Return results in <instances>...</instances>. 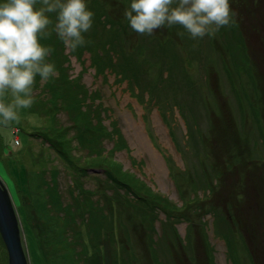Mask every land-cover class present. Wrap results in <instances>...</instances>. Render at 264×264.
I'll return each instance as SVG.
<instances>
[{
    "label": "rangeland",
    "instance_id": "rangeland-1",
    "mask_svg": "<svg viewBox=\"0 0 264 264\" xmlns=\"http://www.w3.org/2000/svg\"><path fill=\"white\" fill-rule=\"evenodd\" d=\"M102 3L104 11L94 13L108 28L97 25V34L124 24L119 47L111 42L105 57L100 44L82 57L61 40L53 49L55 58L67 64V75H78L96 90L94 113L103 115L108 130L114 131L115 124L122 134L124 144L114 141L117 132L107 134L103 150L120 165L115 173L124 183L107 181L98 164L80 171L97 148L88 143L91 136L85 143L78 139L80 123L71 125L62 107L55 119L31 107L19 110V122L0 123V178L19 211L28 264H101L110 257L120 264L121 257L147 262L149 256L151 264H264V0H230L237 13L233 25L197 40L178 25L138 35L123 17L130 0ZM40 89H33L35 103ZM3 99L11 102V95ZM60 99L68 101L65 94ZM131 176L130 190L125 180ZM159 191L165 195L163 207L148 209L143 220L130 211L133 194L149 201ZM23 199L33 209L28 219ZM91 215L88 234L95 236L88 251L86 241L66 234L78 218ZM126 216L135 222L130 227ZM98 218L109 220L102 224L112 239L108 246L97 234ZM125 220L121 233L127 240L121 241L114 229L125 226ZM174 226L180 236L187 230L184 239ZM146 233L153 238L149 247L143 242ZM100 246L110 253L97 255ZM59 255L67 262L75 259L62 263ZM0 264H8L1 238Z\"/></svg>",
    "mask_w": 264,
    "mask_h": 264
},
{
    "label": "clouds",
    "instance_id": "clouds-1",
    "mask_svg": "<svg viewBox=\"0 0 264 264\" xmlns=\"http://www.w3.org/2000/svg\"><path fill=\"white\" fill-rule=\"evenodd\" d=\"M0 0V123L19 122L20 109L34 103L37 75L44 82L57 76L48 57L54 51L40 43L54 31L66 48L75 51L91 41L85 39L94 13L86 0ZM237 13L230 0H130L123 17L138 35H153L162 28L182 27L197 40L214 37L221 28L231 27ZM10 94L11 102L4 97Z\"/></svg>",
    "mask_w": 264,
    "mask_h": 264
},
{
    "label": "trees",
    "instance_id": "trees-1",
    "mask_svg": "<svg viewBox=\"0 0 264 264\" xmlns=\"http://www.w3.org/2000/svg\"><path fill=\"white\" fill-rule=\"evenodd\" d=\"M88 8L94 13L95 11H104L105 4L102 3V0H86ZM39 2L37 3L36 7L39 6ZM50 19H52L53 24L49 26V31L51 35L48 38H40V43L45 46L54 47L56 41H60V39L57 37L54 29L55 25V13H48L47 14ZM106 20L100 19L97 17V14L94 13L93 16V30L90 31L89 34L85 36V39L87 41H91L90 43H87V45L83 47L77 48L75 51L70 50V52L74 53L75 57L81 56L82 52L87 51V49H91L92 51L98 46V44L102 45L106 51L104 54L105 56H108L111 52L110 49H112L113 46H111V42H115L112 45H119V35H123V33L126 32L125 25L122 23H116L117 27L110 29L109 33L106 35L97 34V25L104 26L106 28ZM102 24V25H101ZM102 26V27H103ZM110 27V26H109ZM102 38L101 41H98L96 37ZM65 47V45L63 46ZM119 47V46H118ZM66 48V47H65ZM66 52V51H65ZM68 53V52H66ZM56 51H54L50 54L48 57L49 62H52L55 64L57 76H54L50 78L47 82H42L40 77L37 75L36 82L33 86V89H36L41 85L40 91L37 93L38 96L41 98L37 103H33L32 108L38 109L40 114L43 115V117H49L50 119H55V113L58 111L59 107L64 108L69 112V119L71 121V125L80 123L77 126V137L78 139L85 143V137L91 136L92 138L89 139L88 142L91 146L97 148L95 149L93 154H88L87 157H91L90 159H84L82 161L83 168L80 171H84V167L92 166V165H101L103 167V171L105 174V178H107V181H114L117 184L118 183H124L121 178L123 175L116 174L115 171L119 170L121 171L120 165H118L116 162H114L113 159L110 160V156L108 153L103 150V138L107 134H113V132H117L118 137L113 138L116 142L119 140L121 143H125L124 138L118 128H116V125L114 124V131H110L107 129L106 125L104 124V118L103 115L101 116L100 112L94 113L93 106L95 105V99L91 98L93 96V93L96 91L90 90L87 88L86 85H84L82 82L79 81L78 75L70 76L69 74H66V71H64L67 67V64L64 65L60 59H56ZM61 63L63 65H61ZM227 65H225L226 67ZM58 68L61 69L58 71ZM229 79V75L227 76ZM76 80V81H75ZM42 91L46 92L48 94L47 99L42 97ZM65 94L68 98V101L64 103L60 98L61 95ZM48 108H52L53 112H49ZM56 123L55 121H53ZM62 126V125H61ZM38 128V126H37ZM34 130V129H33ZM33 132V131H32ZM31 132V133H32ZM42 137V134H41ZM49 138V137H46ZM72 161V159H75L74 157H69ZM82 176V175H81ZM134 176H131L129 179H126L125 182L130 183L129 189L131 190V179H133ZM4 182V181H3ZM5 183V182H4ZM80 185V184H79ZM84 191L86 189L82 188ZM134 192V191H133ZM24 202V199L22 200ZM16 206V205H15ZM24 210H29V212L32 213L31 208L28 206H23L21 204ZM17 210V206H16ZM19 212V211H17ZM25 218L28 219L29 216L25 213ZM1 238V237H0ZM2 240V239H1ZM3 242V240H2Z\"/></svg>",
    "mask_w": 264,
    "mask_h": 264
},
{
    "label": "bare ground",
    "instance_id": "bare-ground-1",
    "mask_svg": "<svg viewBox=\"0 0 264 264\" xmlns=\"http://www.w3.org/2000/svg\"><path fill=\"white\" fill-rule=\"evenodd\" d=\"M212 70H214V67L212 68V69H210V70H208L209 72H211ZM223 80H225V79H223ZM83 84H84V82H82ZM135 132H136V135L138 136V138L140 139V136H139V131H136L135 130ZM153 160H154V162H155V165H157V168L160 170L161 169V167H162V165H160V163H157V161H156V159L155 158H153ZM222 174H223V172H222ZM29 178H30V176H29ZM29 178H28V180H29ZM140 179V181H141V183H142V185H144L145 186V188H147L149 191H151L152 192V190H151V187L149 186V185H147L146 183H145V181H143L141 178H139ZM140 193H145L143 190L144 189H142V188H139V189H137ZM158 192V191H157ZM157 192H154V193H157ZM161 194H159V196L161 197H159L158 196V194H156V195H154L153 197H152V199H150L149 201L146 199V201H143L141 198H139L138 197V195H137V197L138 198H136V194L134 195H132V197L133 198H135L136 200H134V202L132 203V205H131V210L130 211H132L134 214H137V215H139V217H140V220H143V219H145L146 217H144V215H145V213L146 212H148L147 210L148 209H155V207H158V209L159 208H161V207H163L162 206V204H163V198L165 197V195H163L162 193H164V192H161V191H159ZM150 193V192H149ZM163 195V196H162ZM21 204H23V206H26L27 204L26 203H23V202H21ZM142 208V209H141ZM26 214H27V216H31L32 217V213L31 212H29V211H27V210H23ZM99 211H101V210H99ZM154 212H155V210H154ZM59 213H61V211H59V212H56V213H54V215H57V214H59ZM15 214H17V216L19 215L18 214V212H17V210H16V213ZM16 216V218H17V220H18V222H19V218ZM93 218H94V216L93 215H91V216H89V217H80V218H78V220L76 221V223L74 224V223H72V224H74V225H72L71 224V229H70V232H69V234H66V238H68V239H72V238H77V237H79V238H81L82 240H84V241H86V243H85V247L87 248L86 250H88V251H92L93 250V248H94V246H92L91 244H92V242H91V238L93 237V236H95V234L94 233H92V234H88L89 233V228H90V224L89 223H93ZM126 218H127V220H129L128 222H129V225H128V227H130L131 225H133L135 222H133L134 220H132V218L130 219V218H128L127 216H126ZM236 218V217H235ZM99 219V221H100V223H95V225H100L101 226V232H98L97 234H98V236H102L101 238H103L102 240H106V245L108 246L109 245V243H111V237L110 236H108V234H107V232H105V229L107 228V226L106 225H102V224H109L108 222H109V220H106V221H104L103 223H101V219L100 218H98ZM237 219V218H236ZM139 220V221H140ZM153 220H155L154 219V217L152 218V219H150V221H152V222H154V225H153V223L150 225L151 226V228L153 229V231L155 230L154 228H156V226H155V221H153ZM163 221V223H164V221L166 220L165 218L164 219H162ZM55 221H56V219H55ZM141 222V221H140ZM78 223H80V224H82V225H86L85 227H82V229H80V227H79V225H78ZM20 224V223H19ZM55 224H57V221H56V223ZM69 224L68 223H66L65 224V226H66V228L65 229H67V226H68ZM99 226V227H100ZM124 227H127V221L125 220V226H118V224H117V230L116 229H114L115 230V235H119V239H121V241L122 240H127V236H126V234L125 233H121V229L122 228H124ZM51 230H54V228H52ZM161 230V229H160ZM174 230H175V232H176V234H177V236L180 238V239H184V237H185V235L187 234V230L186 229H184L185 230V232H184V235H182V236H180L179 235V233H178V231H177V227H175L174 226ZM161 231H159V233H160ZM150 234L148 233H146V236H145V239H144V241L143 242H145L146 243V245L149 247V244L151 243V241L153 240V238H152V236H150ZM106 238V239H105ZM63 242V244H68L69 243V240H66V241H62ZM22 245H24V244H22ZM148 248L146 247V250H147ZM171 249V252L173 251V249L172 248H170ZM104 252H106V254H104L105 256H107L109 253H110V251L109 252H107L106 250H105V248H104V246H100L98 249H96V251H95V253L98 255V254H100V253H104ZM176 252V251H175ZM180 252V251H179ZM108 253V254H107ZM147 254L149 255V253L147 252ZM172 254V253H171ZM58 257V259H59V261L60 262H62V263H68V262H70V261H73L74 259H75V257H73L72 259H69L68 258V262L66 261V259H65V257H63V256H61V255H59V256H57ZM134 261H139L140 263L142 262V261H144V262H146V259L145 258H143V257H141L140 259L137 257V258H132V257H121L120 258V264H132V263H134ZM149 261H151L150 260V256L147 258V262L146 263H148V264H151ZM114 262V263H113ZM213 262H214V260H213ZM101 264H115V261H114V258H112V257H110V258H103V263H101ZM176 264H179L178 263V261H176Z\"/></svg>",
    "mask_w": 264,
    "mask_h": 264
},
{
    "label": "water",
    "instance_id": "water-1",
    "mask_svg": "<svg viewBox=\"0 0 264 264\" xmlns=\"http://www.w3.org/2000/svg\"><path fill=\"white\" fill-rule=\"evenodd\" d=\"M5 185L0 178V236L7 250L8 264H28L16 207Z\"/></svg>",
    "mask_w": 264,
    "mask_h": 264
},
{
    "label": "flooded vegetation",
    "instance_id": "flooded-vegetation-1",
    "mask_svg": "<svg viewBox=\"0 0 264 264\" xmlns=\"http://www.w3.org/2000/svg\"><path fill=\"white\" fill-rule=\"evenodd\" d=\"M252 77H254V76H252Z\"/></svg>",
    "mask_w": 264,
    "mask_h": 264
}]
</instances>
